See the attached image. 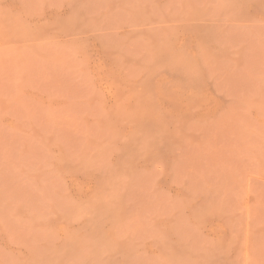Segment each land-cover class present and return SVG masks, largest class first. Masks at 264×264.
Listing matches in <instances>:
<instances>
[{"label": "rangeland", "instance_id": "374dc122", "mask_svg": "<svg viewBox=\"0 0 264 264\" xmlns=\"http://www.w3.org/2000/svg\"><path fill=\"white\" fill-rule=\"evenodd\" d=\"M0 264H264V0H0Z\"/></svg>", "mask_w": 264, "mask_h": 264}]
</instances>
